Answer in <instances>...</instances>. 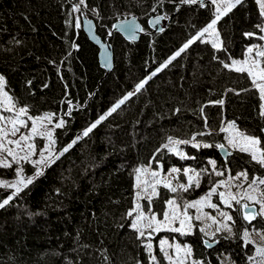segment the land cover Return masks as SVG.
Wrapping results in <instances>:
<instances>
[{
  "label": "trees",
  "instance_id": "1",
  "mask_svg": "<svg viewBox=\"0 0 264 264\" xmlns=\"http://www.w3.org/2000/svg\"><path fill=\"white\" fill-rule=\"evenodd\" d=\"M181 0H0V75L16 107H27L37 117L52 114L55 143L61 152L54 164L0 208V264H151L145 244L151 242L157 264H166L158 249L162 237L191 247L193 259L220 264L227 255L234 264H249L253 254L242 232L264 233V219L248 223L240 204H233V235L216 236L214 248L204 246L197 227L181 235L151 233L150 241L137 238L131 227L137 169L151 166L163 171L193 169L201 178L197 191L169 193L159 188L151 201L158 216L169 199L180 205L206 194L218 181L215 171L235 176L248 173V181L264 179V167L245 152L229 151L222 160L216 145H226L229 124L240 133L258 137L264 149V117L259 92L247 74L224 67L249 56L247 49L263 45L257 25L264 23L255 0H245L217 23L221 50L202 37L176 60L162 67L190 38L214 19L212 0L184 4ZM86 5V6H85ZM93 20L97 35L111 45L113 66L106 73L98 63V50L76 27V14ZM155 9V10H153ZM164 17L162 30L153 32L148 21ZM135 17L142 27L136 42L112 33L118 20ZM245 33H255L246 37ZM159 69V71H157ZM155 73V75H153ZM149 77H151L149 79ZM144 88L111 115L107 113L141 81ZM233 91H229V90ZM236 93H239L237 95ZM223 101V104L213 103ZM203 109V111H201ZM106 116L87 135L83 132ZM199 133H205L199 135ZM181 143L182 158L165 145L169 138ZM195 137V140H193ZM37 153L46 138L32 139ZM75 141V143H73ZM205 144L211 145L204 147ZM38 159L33 156L32 160ZM211 162H215V171ZM34 175L32 163L0 167L1 179ZM0 188V201L11 194ZM148 210L147 201L142 200ZM148 233H146V237Z\"/></svg>",
  "mask_w": 264,
  "mask_h": 264
},
{
  "label": "snow or ice",
  "instance_id": "2",
  "mask_svg": "<svg viewBox=\"0 0 264 264\" xmlns=\"http://www.w3.org/2000/svg\"><path fill=\"white\" fill-rule=\"evenodd\" d=\"M245 0H212V4L216 6L214 19L211 20L207 26L202 29L196 36L190 38L183 46L177 50L169 60L162 66L167 67L168 64H171L172 61L176 60L186 49L189 48L191 44H193L197 39H201L208 34L213 37L212 46L216 50H221L222 42L219 40V32L217 31L216 25L221 20V18L228 13H230L234 8L239 5L244 4ZM85 0H80V4H84ZM181 3L194 5L199 3L201 7L204 6V0H181ZM255 3L259 8V15L264 18V0H255ZM86 6V5H85ZM155 10V9H153ZM80 11L78 6L73 7V12ZM164 17H160L159 19H163ZM126 28L130 33H134L137 30V26L135 23L127 24ZM76 27L79 28L80 24L77 23ZM259 31L264 33V23L257 25ZM246 37H253L255 33H245ZM259 39L264 40V35H261ZM254 51V47H249L247 52L249 54L243 61H233L231 65L224 64L225 68L229 70L235 71L241 74H247L250 78L251 83L255 89L259 92V98L262 101L260 104V115L264 117V50L260 49L259 46H256L255 55L259 59H255L251 57V54ZM159 71V69L157 70ZM155 75V73H153ZM151 77H149L150 79ZM5 78L0 75V106L3 107V110L9 113H14L13 117H6L0 115V167L2 168H11L13 164L20 165L21 162L24 163H32L35 168L34 175L32 177L24 178L23 168L17 167L15 171L16 179L11 182L0 181V188L10 189L11 194L8 195L3 201H0V208H4L6 205L10 203V201L14 198V196L18 195L23 188L32 184L34 179L39 178L43 174V169L45 167H50L52 164L59 159L60 155H63L64 152H67L68 149L72 146L71 144L65 147L61 152L56 153L52 150L51 145L55 143L53 139V129L60 128L64 125L65 121L60 119L58 123L52 125V128H49L48 125L52 124V114H46L45 116H37L33 117L28 115L27 107H19L17 108L15 103L13 102V97L9 96V94L4 90L5 89ZM147 83V79L141 81L136 85L134 92H129L123 99H121L108 113L107 115H111L112 112H115L117 108L120 107L127 99L133 96L135 93L140 92L141 89L144 88ZM233 91V90H229ZM239 95V93H236ZM213 103L223 104V101H215ZM203 111V109H201ZM22 117H27V120ZM106 116H101L95 123H93L89 128H87L83 132V136H87L102 120H104ZM27 121H31V128L28 130V134H20L18 139H9L8 137L17 136L20 133L21 128H28ZM11 125V129L9 130L7 125ZM234 124H229L228 128H222L221 131H228L229 129H234ZM205 133H199V135H204ZM39 135L41 138H47L49 144L45 145V147L37 153L35 145L31 143L32 139ZM195 140V137H193ZM229 144L233 148H238L241 152L249 153L251 159L258 163L261 167H264V149L261 148V140L258 137L248 136L240 132L233 131L232 135L228 138ZM75 143V141H73ZM181 143H190V141H180L173 140L171 137L169 138V143L165 145L169 151L175 152L180 155L182 158L184 157L182 152H179L177 145ZM194 147H199V144H193ZM211 145L205 144L204 147H210ZM221 149L224 148V145H216ZM17 149L19 151H17ZM22 153V154H21ZM38 159L32 160L33 156H37ZM11 158L9 160L8 158ZM213 165V170L215 171V162H211ZM180 170L173 168L171 173H178ZM190 170H185V175L188 176V183L179 184L178 187H174L170 181H164L158 179V172H151L150 175L152 180L150 182L143 181L142 177L147 172V169H137V183L136 187L141 189V184L144 187L136 193L134 207L129 210L127 216L132 217V221L130 227L138 233L139 238H145L150 241L152 232H160L161 230H166L170 232L180 233L181 235H189L192 232L194 225L192 224V220L195 219L197 221L201 220L202 215L211 220L213 225H218L211 233L207 230V227H201L199 230L205 236H208L209 239L215 238L217 233L226 232L227 236L224 238H230L233 235L232 226L228 223L229 221H233L231 215L227 212L220 211L218 209L217 204L211 202V198L214 194H216V190L219 187L226 186L228 182L221 181L215 184L208 193L204 196L200 197L198 200L187 202L185 201L183 205L177 203L176 199H169L166 201L168 210L164 211L163 219L158 220L155 214L148 215L143 210L142 206L139 204V200L144 199L145 196L142 194L148 193L149 188L151 189V194L148 196L149 206L151 202V196L158 195L156 191V186L159 184H163L164 187L168 188L169 191L176 193L179 191L187 192L190 187H199V173H196L195 176H189L188 172ZM216 176H222L224 173L222 171H215ZM243 178L245 181L248 180V173L246 171H242L238 173L235 177L229 176V181L238 180ZM259 183L260 185H264V179H260L259 177L254 178L249 183V187L251 188L253 185ZM255 192L256 189H253ZM220 202L223 203L226 207L231 208L232 204L230 201H235L236 204H240V199L237 198L236 195L231 193L228 194L226 198L224 192L219 193ZM243 198L248 201H252L259 205V211L256 209L250 208L247 203L242 205L244 209L243 219L248 221L249 224L253 220L260 216L264 218V192H261L260 196L253 195L252 193L245 192ZM204 207H208L218 211L219 216L222 220L218 221L216 217L210 216L207 213H203L202 209ZM181 208L183 209L181 211ZM189 209H196L197 215L195 217L189 215ZM178 222L179 227H175L174 225ZM234 223V221H233ZM150 230V231H149ZM148 231V236L146 237L145 233ZM260 236L261 241H264V233H257ZM243 239L245 245L249 243H253L251 238V233L245 229L243 232ZM216 243H219L218 240H215ZM204 244L206 247H211L209 244V240H205ZM148 251L149 260L151 264H157V257L153 254V245L151 242H148L144 245ZM159 249L162 253L165 260L168 261V264H186V259L192 256L191 247L184 246L182 247L180 244H169L166 239H162L159 242ZM169 249H174L175 251V259L173 255L170 254ZM256 255L249 257L250 260L255 261V264H264V246H258L255 249ZM192 264H203L202 261L193 260Z\"/></svg>",
  "mask_w": 264,
  "mask_h": 264
},
{
  "label": "rangeland",
  "instance_id": "3",
  "mask_svg": "<svg viewBox=\"0 0 264 264\" xmlns=\"http://www.w3.org/2000/svg\"><path fill=\"white\" fill-rule=\"evenodd\" d=\"M215 8H216V6L214 5V10H215ZM75 14H76V12H75ZM75 16H76V24H77V23H79V18L77 17V14H76ZM84 16H85V15H84ZM85 17H87V16H85ZM154 17H155V16H154ZM87 18H89V17H87ZM89 19H90V18H89ZM79 24H80V26H81V22H80ZM262 35H264V33H262ZM203 38H204L205 41H208V42L212 45L213 37L209 36L208 34H205V36H204ZM260 40H261V39H260ZM261 42L263 43V45H261V46H260V45H256V46H259L260 49L264 50V40H261ZM256 46H254V51H253V53L251 54V57H252V58H255V59H259V58L256 57V55H255V49H256ZM243 60H244V59H243ZM243 60H239V61H243ZM232 62H233V61H232ZM232 62H231V64H232ZM231 64H230V65H231ZM261 103H262V101H261ZM0 115H2V116H6V117H13V116H14V113L6 112V111L3 110V107L0 106ZM28 115H29V114H28ZM22 118L25 119V120H27V117H22ZM27 123H28V128H21V129H20V133H18L17 136H11V135H10L8 138H9V139H18V137H19L20 134H25V135L28 134V130L31 128V121H27ZM7 127H8L9 130L11 129V125H10V124L7 125ZM48 127H49V128H52L50 125H48ZM227 128H228V126L226 127V129H227ZM233 131H235V132H239V131L236 130L235 128H234V129H229L228 131H225V133H226V145H225L224 147H225L228 151H230V152H231V151H239L238 148H233V147L229 144V142H228V138H229L230 135H232ZM38 136H39V135H38ZM31 143H33V141H31ZM33 144H34V143H33ZM47 144H49V141H48V139L46 138V145H47ZM188 144L193 145V141H190V143H188ZM176 147L178 148L179 152H182V153H183V155H184V157H185V153H184V151L179 147V145H177ZM51 148H52V146H51ZM167 149H168V148H167ZM17 151H19V150L17 149ZM170 152H171V151H170ZM172 153H174L175 155L181 157L180 155H178V154L175 153V152H172ZM245 153H246V152H245ZM21 154H22V153H21ZM247 154L250 155L249 153H247ZM250 157H251V156H250ZM8 159L11 160L10 157H9ZM143 169H147V172H146V173L144 174V176L142 177V180H143V181H148V182H150V181L152 180V177H151L150 173H151V172H158V173L160 174L159 177H158V179H161V180H164V181H170L171 184H172L174 187H178L179 184H185V185H186V184L188 183V176H186V175L184 174L186 169H187V170H190V171L188 172V175H189V176H195V174L197 173V172L194 171L193 169H189V168L179 169L180 171H179L178 173H171L172 168L169 169L168 171H163V169H162L161 166H159L157 169H152L151 166H148V167L143 168ZM176 169H178V168H176ZM229 176H230V175L217 176L218 181H217L215 184H217L218 182H221V181H226V182H228V183L226 184V186H222V187L217 188V190H216V194H214V195L212 196V198H211V202L214 203V204H217L218 209H219L220 211L227 212L229 215H231V214H230V209L233 208V204H235V201H230V203L232 204V207L229 208V207H226L223 203L220 202V196H219V193H220V192H224V193H225V196H226V198H227V197H228V194L231 193V194H233V195H236L237 198L240 199V201H243V202H244V203L241 204V209H243V208H242V205L245 204V203H247V204L249 205V207L253 206V207H255V209H256L257 211H259V205H258V204L254 203V202H252V201L245 200V199L243 198V196H244V193H245V192H248V193H252L253 195H256V196L259 197L260 194H261V192H264V185H260L259 183H257L256 185H253V186L250 188V187H249V183H250L251 181H248V180L245 181L243 178L238 179V180L234 179V180L229 181ZM235 176H236V175H235ZM235 176H231V177H235ZM30 177H32V176H30ZM26 179H27V178H26ZM198 179H199V187H195V185H193V187H190V188H189L190 191L194 192V191H197V190L200 189L201 178L198 177ZM14 180H15V179H10V180H9V179H1V178H0V181H6V182H11V181H14ZM136 183H137V174H136L135 181H134V201H135L136 193H137L138 191H140V190L144 187V185L141 184V189H138V188L136 187ZM159 188L166 189L169 193H173V192L169 191L168 188L164 187L163 184H159V185L156 186V191H157V193H158V191H159ZM253 189H256V191L254 192ZM209 191H210V190H209ZM209 191H208V192H209ZM179 192H182V191H179V190H178V193H179ZM208 192H207V193H208ZM142 194L145 196V198L139 200L138 202H139V204L142 206V208H143V210L146 212V214H148V215L155 214L158 220H162V219H163V213H164V211L168 210V208H167V204L165 203V208H164L163 213H162L161 215L158 216L156 213L152 212L151 202H150V206H149V199H148V196H150V194H151V189L149 188L148 193H146V194L142 193ZM204 195H205V194H202L201 196H199V198L202 197V196H204ZM156 196H157V195H155V196H151V201H152ZM199 198L194 199V200H190V201L188 200L187 202L195 201V200H198ZM142 200L147 201L148 206H149L148 210H145V209H144V205H142ZM134 201H133V207H134ZM177 203L179 204V202H177ZM182 210H183V209L181 208V211H182ZM188 212H189V215H191V216H193V217H195V216L198 214L197 211H196V209H189ZM202 212H203V213H207V214L210 215V216H214V217H216L218 221L222 220V218L219 216L217 210H214V209H211V208H208V207H204V208L202 209ZM263 219H264V218H263ZM228 223L232 226V221H229ZM192 224L194 225V227H197L198 229H200L201 227H207V230H208L210 233H211V232H212V231L218 226V225H213L212 222H211V220L206 219L203 215H202V217H201V220H199V221L193 219V220H192ZM174 226H175V227H179L178 222H177ZM194 227H193L191 233H193ZM247 230L251 233V238H252V241H253V243H249V244L251 245V247H252V250H253V254H252L251 256H249V257H252V256H255V255H256V252H255L256 247H258V246H264V241H261L260 236L257 235V233H261L259 230H255V229H253V228H251V229H247ZM149 231H150V230H149ZM163 231H166V230H161L160 232H163ZM169 232H170V231H169ZM243 232H244V231H243ZM243 232H242V238H243ZM146 233H148V231H146ZM146 233H145V235H146ZM152 233L157 235L159 232H158V233H156V232H152ZM202 234H203V233H202ZM221 234H227V233L222 231V232H220V233H217L216 236L221 235ZM203 236H204V241H205V240H209V242H215V240H216V236H215V238H213V239H209V237H208V236H205L204 234H203ZM162 239H166V240L169 242V244H173V245H175V244H179V243H177V242L174 241V240L167 239L166 237H162V238H160V240H162ZM160 240L158 241V249H159V242H160ZM243 241H244V239H243ZM181 246L184 247V246H187V245H181ZM188 247H189V246H188ZM159 251H160V249H159ZM169 252H170V254L173 255V258L175 259V251H174V249H169ZM160 253H161V252H160ZM153 254H154V250H153ZM161 255H162V253H161ZM162 257H163V255H162ZM163 258H164V257H163ZM218 258H219V263H220V264H234V263L230 260V258H229L227 255H224V254H223V255H220ZM164 260H165V259H164ZM193 260H194V259H193V254H192V256H191L190 258H187V259H186V264H192V261H193ZM165 261H166V264H168V261H167V260H165ZM248 261H249V264H255V261H252V260H250L249 258H248Z\"/></svg>",
  "mask_w": 264,
  "mask_h": 264
},
{
  "label": "water",
  "instance_id": "4",
  "mask_svg": "<svg viewBox=\"0 0 264 264\" xmlns=\"http://www.w3.org/2000/svg\"><path fill=\"white\" fill-rule=\"evenodd\" d=\"M158 16L151 17L148 21L149 27L153 30V32L157 33L162 30V19H159L157 23ZM135 23L137 26V30L134 33H130L126 28V23L131 24ZM81 30L84 35L87 37L88 41L98 50V63L99 66L106 72L109 73L113 66V52L112 47L109 43L104 42L96 33L95 24L93 20L82 16L81 18ZM142 32V27L139 21L135 17H130L128 19H123L115 22L112 26V33L119 34L124 40L136 42L138 41ZM264 134V131H263ZM218 152L222 160H226L227 156L230 154L229 151L224 147L223 149L218 147ZM250 208L255 209V207L251 206ZM244 214V209H243ZM204 244V243H203ZM211 247H207L209 249L214 248L216 246V242H209ZM205 246V244H204ZM206 247V246H205Z\"/></svg>",
  "mask_w": 264,
  "mask_h": 264
},
{
  "label": "built area",
  "instance_id": "5",
  "mask_svg": "<svg viewBox=\"0 0 264 264\" xmlns=\"http://www.w3.org/2000/svg\"><path fill=\"white\" fill-rule=\"evenodd\" d=\"M181 3V2H180ZM198 4V3H197ZM46 138V137H45Z\"/></svg>",
  "mask_w": 264,
  "mask_h": 264
},
{
  "label": "bare ground",
  "instance_id": "6",
  "mask_svg": "<svg viewBox=\"0 0 264 264\" xmlns=\"http://www.w3.org/2000/svg\"><path fill=\"white\" fill-rule=\"evenodd\" d=\"M119 21V20H118Z\"/></svg>",
  "mask_w": 264,
  "mask_h": 264
}]
</instances>
